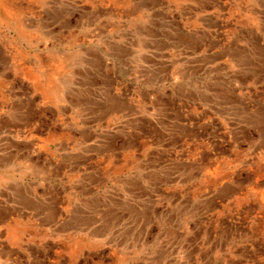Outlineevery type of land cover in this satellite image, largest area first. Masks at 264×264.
<instances>
[{"label": "crops", "instance_id": "1", "mask_svg": "<svg viewBox=\"0 0 264 264\" xmlns=\"http://www.w3.org/2000/svg\"><path fill=\"white\" fill-rule=\"evenodd\" d=\"M29 1L34 7L12 12L4 5V10L75 13L62 6L43 11L35 6L38 0ZM146 2L150 16L161 15L163 23L150 22L141 56L138 40L119 51L92 42L75 49L68 26L61 34L28 33L26 46L6 56L10 68L0 90V111L9 113L0 119V264H90L91 255L99 254L92 249L116 254L124 202L132 207L150 201V184L138 183L139 154L154 134L150 127H170L168 135L176 128L190 131L180 136L179 146L165 147L193 169L191 188L204 202L220 207L223 189L232 192L228 201L243 191H264V0ZM85 3L93 8H83V14H106L101 0ZM173 9L177 26L170 25ZM109 14L121 12L114 8ZM155 31L161 34H151ZM160 53L161 61L154 58ZM203 64L215 66L201 72ZM166 162L148 164L142 172L164 175ZM187 183L181 192L191 190ZM218 210L206 213L218 219ZM259 217L234 219L240 225Z\"/></svg>", "mask_w": 264, "mask_h": 264}, {"label": "rangeland", "instance_id": "2", "mask_svg": "<svg viewBox=\"0 0 264 264\" xmlns=\"http://www.w3.org/2000/svg\"><path fill=\"white\" fill-rule=\"evenodd\" d=\"M141 9L133 10V6L141 4ZM4 5L12 12L34 7V2L27 0H0V90L2 76L9 66L6 56L14 54V47H25L28 33L34 36L49 35L60 32L68 26L74 30L73 41L75 49L82 48L88 43H96L113 47L119 51V46H128L131 42L139 41V56L146 49H142V42L150 41V22L161 26V15L150 16V5L146 0H101V6L106 8L104 15H85L83 8L91 7L85 0H43L36 7L43 11H52L56 7H72L74 15L43 14V15H13L6 14ZM116 8L120 15L109 14ZM170 22L179 24L177 9ZM89 11V10H88ZM168 23V20L165 21ZM117 26V28H114ZM119 27H122L121 29ZM68 28V29H69ZM36 31V32H35ZM64 33V32H63ZM157 35L161 32H153ZM158 43L159 50H163L162 43ZM117 47V48H115ZM123 55L125 48H120ZM144 54V53H143ZM172 54H176L174 51ZM182 55V52L177 53ZM162 60V55L154 56ZM150 61L155 62V59ZM19 68L17 62H12ZM154 67L162 63H154ZM215 65H200L201 72ZM221 66V65H219ZM234 65L236 70L242 68H258V65ZM12 70L18 74L19 69ZM178 67V65H177ZM157 112H161L158 108ZM8 111H0V119L8 118ZM177 116V112L174 113ZM163 122V121H162ZM167 124V123H164ZM172 128L161 125L152 129L150 144H146L139 154V184H150V201H140L137 205L127 206L124 202V223L122 224L121 239L117 241L120 248L109 250L106 248L92 249L99 254L91 255L90 264H264V191H248L238 193L236 198L227 200L232 192L226 189L220 191L222 205L204 202L198 196L197 189H192L195 175L189 165L180 164L174 160V153L165 146H179L182 135L191 134L188 130L176 128L175 134L168 135ZM239 130V129H237ZM167 137V140L165 137ZM244 148V146H242ZM250 155L246 152V156ZM248 161L250 157H246ZM244 159V160H245ZM167 160L166 173L142 172L148 164L155 165ZM253 160L249 165L253 166ZM237 168V167H235ZM181 173V174H180ZM226 173V172H224ZM145 174V175H144ZM220 176L219 178H223ZM205 178V177H203ZM190 182L186 192L184 181ZM169 181V184L166 183ZM176 182L175 184H173ZM209 183L210 180H204ZM187 188V189H188ZM236 193V192H235ZM136 206V207H135ZM221 211L218 219H213L206 212L215 207ZM202 207V208H201ZM258 213L259 218L250 224H235L236 215L248 219ZM242 215V216H241ZM256 219V218H255ZM108 244V241H107ZM82 263V262H81Z\"/></svg>", "mask_w": 264, "mask_h": 264}]
</instances>
